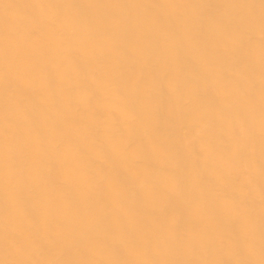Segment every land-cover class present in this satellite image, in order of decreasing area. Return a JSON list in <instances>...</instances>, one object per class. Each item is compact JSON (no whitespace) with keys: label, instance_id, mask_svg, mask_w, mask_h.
Wrapping results in <instances>:
<instances>
[{"label":"bare ground","instance_id":"1","mask_svg":"<svg viewBox=\"0 0 264 264\" xmlns=\"http://www.w3.org/2000/svg\"><path fill=\"white\" fill-rule=\"evenodd\" d=\"M0 264H264V0H0Z\"/></svg>","mask_w":264,"mask_h":264}]
</instances>
